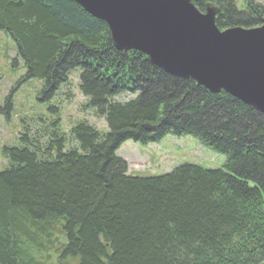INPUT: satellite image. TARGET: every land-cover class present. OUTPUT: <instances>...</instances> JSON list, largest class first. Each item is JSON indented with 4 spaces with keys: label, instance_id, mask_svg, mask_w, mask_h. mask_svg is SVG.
I'll return each mask as SVG.
<instances>
[{
    "label": "trees",
    "instance_id": "1",
    "mask_svg": "<svg viewBox=\"0 0 264 264\" xmlns=\"http://www.w3.org/2000/svg\"><path fill=\"white\" fill-rule=\"evenodd\" d=\"M191 1L200 11L214 5L220 29L264 19L254 0L243 9ZM0 30L15 43L23 80H42L40 102L77 68L85 106L107 125L81 120L67 136L54 117L37 138L25 126L18 145L3 147L0 264H264L263 113L118 50L105 22L71 0H0ZM13 92L0 106L6 118ZM166 135L193 136L225 161L138 176L116 155L125 140Z\"/></svg>",
    "mask_w": 264,
    "mask_h": 264
},
{
    "label": "water",
    "instance_id": "2",
    "mask_svg": "<svg viewBox=\"0 0 264 264\" xmlns=\"http://www.w3.org/2000/svg\"><path fill=\"white\" fill-rule=\"evenodd\" d=\"M107 25L118 50H136L169 74L225 91L264 114V20L220 30L217 8L191 0H71Z\"/></svg>",
    "mask_w": 264,
    "mask_h": 264
},
{
    "label": "rangeland",
    "instance_id": "3",
    "mask_svg": "<svg viewBox=\"0 0 264 264\" xmlns=\"http://www.w3.org/2000/svg\"><path fill=\"white\" fill-rule=\"evenodd\" d=\"M254 1L264 3V0ZM234 2L238 9L245 7V0ZM78 74L77 68L71 71L67 83L56 91L48 103L40 102L38 91L42 80H23L25 68L17 55L15 43L9 34L0 30V106L8 93L14 89L9 117L6 118L0 112V169L8 166L3 147L18 145V138L24 132L25 126L31 129L30 135L35 138L41 134L35 130H46L54 117L59 119L60 130L67 136L75 122L81 120L94 125L100 131L107 130L104 118L96 116L93 109L85 106L87 98L78 88ZM130 97L124 94L116 99L125 101ZM49 106L56 107L57 114L49 112ZM44 138L46 139V136L42 138L45 141ZM67 141L66 147H71V136ZM116 155L126 160L128 173L138 176L163 174L182 163L218 168L225 161V155L204 146L190 135H166L159 142L147 145L125 140L116 150Z\"/></svg>",
    "mask_w": 264,
    "mask_h": 264
}]
</instances>
